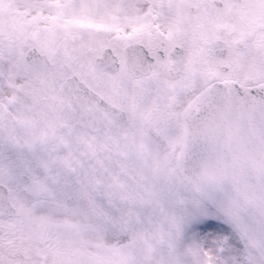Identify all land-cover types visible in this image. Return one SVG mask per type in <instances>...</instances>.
Wrapping results in <instances>:
<instances>
[{"label":"snow or ice","instance_id":"snow-or-ice-1","mask_svg":"<svg viewBox=\"0 0 264 264\" xmlns=\"http://www.w3.org/2000/svg\"><path fill=\"white\" fill-rule=\"evenodd\" d=\"M0 264H264V0H0Z\"/></svg>","mask_w":264,"mask_h":264}]
</instances>
